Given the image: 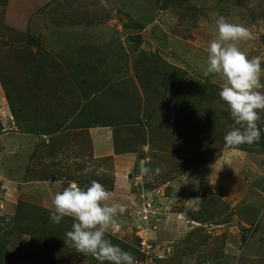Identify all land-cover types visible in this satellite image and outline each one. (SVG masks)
Masks as SVG:
<instances>
[{
	"label": "rangeland",
	"instance_id": "1",
	"mask_svg": "<svg viewBox=\"0 0 264 264\" xmlns=\"http://www.w3.org/2000/svg\"><path fill=\"white\" fill-rule=\"evenodd\" d=\"M220 16L264 67V0H0V264H98L49 220L93 180L124 205L107 236L135 264H264V131L226 147L206 74Z\"/></svg>",
	"mask_w": 264,
	"mask_h": 264
},
{
	"label": "clouds",
	"instance_id": "2",
	"mask_svg": "<svg viewBox=\"0 0 264 264\" xmlns=\"http://www.w3.org/2000/svg\"><path fill=\"white\" fill-rule=\"evenodd\" d=\"M217 35L207 48L206 74H218L224 81L218 96L225 104L233 121L232 129L224 137L226 147L252 144L259 141L261 131L257 121L264 111V88L261 84V56L249 58L237 47V41L248 38L250 33L241 25L230 23L220 16L216 22ZM85 172L91 168L85 167ZM141 175L150 169L139 168ZM157 174L159 168L154 170ZM111 193L99 182L93 180L86 188L76 182H68L62 191L52 198L53 210L49 220L60 224L65 217L71 218V229L63 240L77 253L90 255L98 264H135L131 252L113 244L107 232L114 231L117 217L125 207L119 203L108 204Z\"/></svg>",
	"mask_w": 264,
	"mask_h": 264
},
{
	"label": "crops",
	"instance_id": "3",
	"mask_svg": "<svg viewBox=\"0 0 264 264\" xmlns=\"http://www.w3.org/2000/svg\"><path fill=\"white\" fill-rule=\"evenodd\" d=\"M94 141V145H95V154L97 157H103L105 154H109L111 148L103 145L102 143H100L97 139H93Z\"/></svg>",
	"mask_w": 264,
	"mask_h": 264
}]
</instances>
